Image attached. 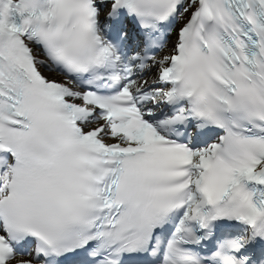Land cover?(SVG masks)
<instances>
[{
	"label": "snow or ice",
	"instance_id": "1",
	"mask_svg": "<svg viewBox=\"0 0 264 264\" xmlns=\"http://www.w3.org/2000/svg\"><path fill=\"white\" fill-rule=\"evenodd\" d=\"M0 264H264V0H0Z\"/></svg>",
	"mask_w": 264,
	"mask_h": 264
}]
</instances>
